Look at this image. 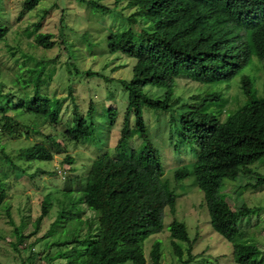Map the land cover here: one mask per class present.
I'll return each instance as SVG.
<instances>
[{"label":"trees","instance_id":"1","mask_svg":"<svg viewBox=\"0 0 264 264\" xmlns=\"http://www.w3.org/2000/svg\"><path fill=\"white\" fill-rule=\"evenodd\" d=\"M79 1L90 4V15L93 12L102 16L110 13L108 7L96 0ZM39 2L24 0L18 18L36 8ZM119 5L131 10L126 16L129 29L121 31L131 36L120 38L116 32H109L107 48L110 53L119 50L134 58L131 78L121 80L127 93L123 124L112 154L104 152L96 156L84 176H67L66 181H72L65 183V195L69 191H78L76 203L85 208L78 213L63 208L59 211L49 233L54 232L57 224L73 219L76 220V224L73 223L76 233L50 245L61 249L55 257L65 258L64 264H161L160 241L152 242L148 259L144 241L163 230L165 208L175 212L176 194L165 178L163 164L149 138L142 105L163 110L179 105L180 112L171 115L169 120L175 126L178 140L194 142L197 148L191 167L176 168L174 180L194 176L203 193L210 225L231 243L235 263H264L262 250L243 231L244 218L256 209L245 203L232 209L221 191L224 179L234 181L239 176L254 174V185L264 184V173L253 172L250 168L251 164L264 158V96L258 95L251 76L242 74L239 86L245 100L222 120L220 115L225 100L216 104L218 109L214 112L208 110L210 102L221 96L219 92H209L202 97L193 95L190 100L194 101L188 103L174 94L175 79L180 76L199 83L229 81L252 63L253 57L264 69V0H114V7ZM52 9L53 4L50 9L40 10L35 22L25 28L24 37L33 41V44L28 42L29 46L51 48L55 44L51 33L40 30L45 15ZM58 14L60 26H69L66 15L59 11ZM135 24L139 30L134 28ZM8 31L9 27L0 22V40H5ZM139 31L144 32L141 40H138ZM60 35L70 59L64 61L66 71L71 73L70 77L78 76L83 72L78 68L77 60H71L75 52L62 30ZM10 54L17 72L12 83L10 78L2 77L0 67V134L19 138L37 128L7 114L9 109L32 115L35 126L56 124L64 100L45 91L55 72V59L36 58L34 53L26 51L16 55L13 48H10ZM84 74L88 77L101 75L92 70ZM147 85L162 89V94L151 97L144 92ZM72 89L68 87L72 119L63 131V137L83 143L93 128L95 106L90 101L85 114L79 113ZM116 114L113 107L108 108L109 123L115 121ZM131 116L134 128L129 126ZM133 133H138L143 141L139 149L129 146ZM57 138L52 134L44 135L40 142L21 148L19 154L25 161H51L54 154L65 153V161L72 164L73 159ZM49 196L41 202L34 231L24 236L22 228L17 230L18 241L13 244L14 248L23 243L31 251L35 242L26 240L39 229L48 214ZM6 198L7 191L0 180V206ZM87 211L90 215L82 220L81 215ZM82 225H86L84 234ZM168 231L178 264L188 263L195 241L190 238L185 223L173 218ZM178 241L187 243L186 259L182 258ZM49 256V253L43 256L47 263L53 259Z\"/></svg>","mask_w":264,"mask_h":264},{"label":"rangeland","instance_id":"2","mask_svg":"<svg viewBox=\"0 0 264 264\" xmlns=\"http://www.w3.org/2000/svg\"><path fill=\"white\" fill-rule=\"evenodd\" d=\"M23 1L0 0V22L9 27L5 40H0L2 77L10 78L13 83L17 72V65L10 54V48L15 50L16 55L26 51L34 53L36 58L55 59V72L48 82L49 85L46 84L48 87L45 91L63 98L64 103L60 119L56 124L46 123L35 126L33 125V122H36L35 117L32 115L24 111L15 112L14 109L7 111V114H13L17 120L25 124H32V127H36L40 132L29 130L28 136L22 135L19 138L0 134V180L7 191V198L0 206V264H64L65 258L55 257L57 251L61 249L50 245L54 241L67 240L73 236L76 233L75 226L73 227L76 220L57 224L58 227L54 232L49 233V231L62 208L75 213L82 212L85 208L84 205L76 203L78 191H69L65 195L63 191L65 183L72 181V179L66 181L67 176H84L96 156L104 152L109 154L114 152L127 105V93L121 80L131 78L134 58L119 50L110 53L107 48V36L109 32H116L120 38L130 35H125L124 32L129 29L126 16L131 10L123 5L114 7V0H96L108 7L110 13L102 16L93 12L90 15L91 6L87 2L40 0L36 8L18 18ZM52 4L53 9L45 15L40 30L51 33L55 44L51 48L29 46L28 42L33 44V41L31 38L24 37L25 28L35 22L40 15V10L50 9ZM57 10L66 15L69 26L63 24L60 26ZM134 28L139 30L137 24ZM61 30L71 44L72 51L75 52L71 60H77L76 64L83 72L78 76L70 77L71 73L66 71L64 61L70 59L60 39ZM139 32L141 33L138 40H141L144 32ZM87 70L96 71L101 75L88 77L84 74ZM242 74L251 76L258 95L264 96V69L256 57H253L252 63L229 81L199 83L184 76L177 77L174 94L181 98V101L188 103L194 101L190 100L193 95L202 97L209 92H219L221 96L210 102L208 110L214 112L225 100L223 113L220 115L223 120L230 114L229 111L242 105L245 100L239 86ZM69 86L73 88V98L74 101L76 100L79 113L85 114L90 101L95 106L93 128L88 138L82 141L83 143H74L68 137H63V131L72 119ZM144 92L151 97H157L163 90L147 85L144 87ZM109 107H113L117 112L113 123L108 122ZM179 112V105H173L168 110L142 105L149 138L163 164L165 178L168 179L176 194L175 212L172 213L167 207L165 208L163 230L144 241L145 256L148 259L152 242L158 240L161 243V264H178L177 257L170 246L168 231L169 223L175 218L185 223L190 238L195 241L192 258L186 264H237L232 257L231 243L215 232L210 225L203 193L196 185L194 176L189 175L181 181L173 178L174 170L179 166L191 167L197 148L194 142L178 140L175 126L169 119L171 115L176 116ZM129 126L134 128L133 116L130 117ZM21 130L25 132L23 127ZM47 134L56 135L57 139L64 144L66 153L73 159L72 164L65 161V153L54 154L51 161H25L20 156L21 148L40 142ZM142 145L143 141L139 134L133 133L129 146L139 149ZM250 168L253 172L263 174L264 158L251 164ZM254 177L255 175L252 174L239 176L234 181L224 179L221 191L232 209H237L242 203L256 209L249 217L244 218L243 231L246 232V237L262 250L264 256V184L255 186ZM48 194L50 195L48 214L42 220L39 229L26 240L35 242L33 248L29 251L23 243H18L14 248L13 244L18 241L16 233L19 228H22L24 236L34 231V220L41 212L43 198ZM88 215H90L89 211L83 213L81 219L84 220ZM82 228L81 231L84 234L86 225H82ZM178 244L182 248V258L186 259L188 257L187 243L178 241ZM63 249L67 248L63 247ZM45 253H49V257L53 258L50 263L43 259Z\"/></svg>","mask_w":264,"mask_h":264}]
</instances>
